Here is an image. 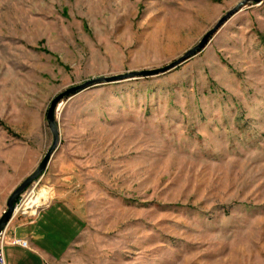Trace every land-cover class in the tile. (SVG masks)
Instances as JSON below:
<instances>
[{
    "label": "rangeland",
    "instance_id": "374dc122",
    "mask_svg": "<svg viewBox=\"0 0 264 264\" xmlns=\"http://www.w3.org/2000/svg\"><path fill=\"white\" fill-rule=\"evenodd\" d=\"M244 1L0 0L2 214L53 99L212 32L60 102L58 150L16 201L84 219L56 264H264V0Z\"/></svg>",
    "mask_w": 264,
    "mask_h": 264
},
{
    "label": "crops",
    "instance_id": "0c3cea01",
    "mask_svg": "<svg viewBox=\"0 0 264 264\" xmlns=\"http://www.w3.org/2000/svg\"><path fill=\"white\" fill-rule=\"evenodd\" d=\"M2 212H0L1 216ZM84 230V219L62 198H52L29 218L5 230V264H56ZM27 241V246L15 243Z\"/></svg>",
    "mask_w": 264,
    "mask_h": 264
},
{
    "label": "water",
    "instance_id": "95a60500",
    "mask_svg": "<svg viewBox=\"0 0 264 264\" xmlns=\"http://www.w3.org/2000/svg\"><path fill=\"white\" fill-rule=\"evenodd\" d=\"M250 1L251 0L244 1L239 6V8L241 6H244L245 4H247ZM252 1L260 2L262 0H252ZM237 9H235L233 12H231L229 14V16L232 13L236 12ZM226 19L227 18H224V20L221 23H223ZM211 35H212V32L207 34V36L200 42L199 45H197L195 48L189 50L185 54V56H183L180 60H178L177 62L173 63L171 66H168L164 69L151 70V71H148V70L147 71H135V72H131V73L126 74V75H117V76H113V77H100L97 79L90 80L83 85L72 87V88L68 89L67 91L63 92L62 94H60L59 96H57L55 99H53V101L51 102V105L47 111V115H46L48 127H49V129L52 133V136H53L52 144H51L49 150L47 151V153L45 154V156L43 157L40 164L37 166V168L31 174H29L23 180V182L13 190V192L9 196L7 203H6V209L4 210L2 216L0 217V235L7 229L8 225L10 224V222L13 218L14 208H15V204H16L17 199L20 196H22L24 194V192L36 180H38L41 176H43L45 174V172L47 171V169L49 167L50 161L52 160L54 154L58 150V147L60 144V137H61L60 136L59 120H58V114H59V107L58 106L63 99L71 98L74 95L78 94L79 92L85 90L86 88H89V87L94 86V85L102 84L105 82L120 81V80H123L126 78L149 77V76L156 75L160 72H164L168 69H171V68L177 66L178 64H180L181 62L187 60L188 58L193 56L196 52H198L201 48H203L206 45V43L208 42L209 37Z\"/></svg>",
    "mask_w": 264,
    "mask_h": 264
},
{
    "label": "built area",
    "instance_id": "2783aa9c",
    "mask_svg": "<svg viewBox=\"0 0 264 264\" xmlns=\"http://www.w3.org/2000/svg\"><path fill=\"white\" fill-rule=\"evenodd\" d=\"M22 196H24V195H22ZM30 210H32V209L28 208V204L26 206H22V204L19 205L18 203H16L15 204V208H14V215L13 216H15L18 213H20L22 216H26V217L27 216H32L34 213L32 211H30ZM37 210H35V211H37ZM4 242H5V231L0 235V264H5L4 255H3ZM15 243H18V244H20L22 246H27L28 245L27 241H25V240H16Z\"/></svg>",
    "mask_w": 264,
    "mask_h": 264
},
{
    "label": "bare ground",
    "instance_id": "6f19581e",
    "mask_svg": "<svg viewBox=\"0 0 264 264\" xmlns=\"http://www.w3.org/2000/svg\"><path fill=\"white\" fill-rule=\"evenodd\" d=\"M59 110H61V107H59ZM48 195H46V196H44V195H42V194H39L38 196H36L34 199H32L29 203H28V208H30V209H34V205L35 204H38L39 202H40V199H44L45 201H47L48 200ZM33 213H35L36 211L35 210H33L32 211Z\"/></svg>",
    "mask_w": 264,
    "mask_h": 264
}]
</instances>
